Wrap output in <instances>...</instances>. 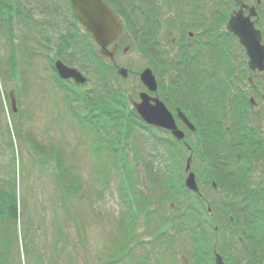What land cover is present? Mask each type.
<instances>
[{"label":"rangeland","instance_id":"rangeland-1","mask_svg":"<svg viewBox=\"0 0 264 264\" xmlns=\"http://www.w3.org/2000/svg\"><path fill=\"white\" fill-rule=\"evenodd\" d=\"M52 1L61 8L54 17L29 0H12L15 8L31 11L36 26L31 33L19 24L16 15L11 17L4 8L0 11V264H214L216 245L226 264H250L235 243L238 229L229 224V206L235 199L214 176L212 158L218 153L228 174L238 180L249 178L251 186L264 188V112L256 117L248 104L249 94L254 92L251 95L264 106V77L253 78L257 85L250 89L248 59L238 45L239 54L233 62L234 51H229L232 66L226 61L212 69L216 60L208 57L206 28L193 15L198 9L206 18V7L212 0H157L162 17L159 47L172 65L156 68L139 49L137 38L126 30L118 43L116 61L129 70L128 79H122L110 67L106 73L101 72L92 56L91 50L96 56L97 49L93 39L65 9L64 0ZM139 1L135 4L144 6ZM4 17L11 18L12 24ZM55 17L63 20L62 24L54 25ZM219 30L225 32L224 23ZM65 32L75 35L78 46L90 53L89 63L80 55L70 58V51L63 46ZM223 42L229 45L230 39L225 37ZM127 47L130 50L125 53ZM70 49L73 53L75 46ZM197 50L204 51L202 58L194 56ZM184 54L192 63L190 78H185L184 69L173 63H179ZM57 59L81 71L88 83L78 86L74 81L59 79L54 68ZM147 67L157 75L159 95L173 114L178 91L185 96L187 79L193 92L201 90L205 94L207 82L216 86V81L227 79L233 70L234 76L229 79L240 84L232 85L228 93L238 86L246 94L244 109L248 115L239 122L244 129L224 136L220 133L219 141L212 145L216 140L208 134L215 127L234 128L235 122L226 124L223 120L222 113L231 107L227 106L226 93L222 95L217 89L215 93L222 99L207 103L211 112L208 121L195 116L191 119L201 134L191 133L177 121L186 135L185 144L168 132L140 124H133L129 138L125 132L120 143L115 142L116 129L108 122L104 124L101 113L75 93L93 91L102 103L105 92L119 89L126 97L118 106L124 119H130V114L137 117L131 103L139 102V94L144 91L139 74ZM11 95L17 98L16 113L11 109ZM196 100L204 108L206 101L201 97ZM214 121L219 124L214 126ZM203 122L211 130L199 127ZM202 134L208 135L209 146L217 149L213 151L207 145L211 161ZM235 143L237 148L230 149ZM110 144L117 151L111 152ZM187 146L192 149L191 170L203 195L199 202L184 186L190 156ZM213 182L217 189L212 187ZM215 227L219 228L217 234Z\"/></svg>","mask_w":264,"mask_h":264},{"label":"trees","instance_id":"trees-1","mask_svg":"<svg viewBox=\"0 0 264 264\" xmlns=\"http://www.w3.org/2000/svg\"><path fill=\"white\" fill-rule=\"evenodd\" d=\"M49 9V8H48ZM61 13L60 9H54L52 13ZM65 14V13H64ZM73 26V25H72ZM147 27V24H136L135 22H128L127 21V29L131 31V33L134 34L135 38H137L139 49L142 50L144 53H148L152 56L154 60L157 62V66L161 63L158 58V45L157 40L149 34H146L145 37H143L144 32L143 31ZM148 30H146V33ZM151 31H149L150 33ZM67 34V32H65ZM73 34H67V37L65 41L63 42V46L65 49H68L70 51V58L76 59L79 55L83 59L85 63L90 62L91 55L89 52H84L83 48H81L79 45L80 41H77V38L74 37ZM77 41V42H76ZM72 46H75V51L70 49ZM93 55L99 62L101 67V72L106 73L108 68L112 69L114 71V68L101 60L97 54L95 56V53L93 50H91ZM63 52V49H62ZM108 67V68H107ZM115 73V71H114ZM108 86V85H107ZM106 88V86H104ZM107 89V88H106ZM106 97L103 98V102H99V97L96 95L95 92L89 91V92H82L75 93V97L79 98L82 102H87L89 107L92 108L95 112L101 113V116L99 118H103V123L108 125L111 124L112 128L116 129V133H118V137L115 139V142L121 141V138L123 137L122 134L125 133L126 138L130 137V134L132 132L131 128L133 127V124L135 125H141V122L136 119L135 117H132L130 114V119H124L123 113L118 109V106H121V98L123 100L126 99L125 95L118 89L114 91L105 92ZM115 98V101L112 99ZM214 126L219 124L217 121L213 122ZM207 122H203V125L199 126L203 129L206 128ZM107 129H110V127H107ZM207 130H210L209 127L206 128ZM214 132L219 135V130L223 129H217L214 128ZM202 132L200 131V134ZM216 136L217 140V135ZM202 137L206 143V139L209 142V137H205V134ZM110 143H113L110 142ZM111 146L109 149L111 152L117 151L115 146L113 144H110ZM115 145V143H114ZM206 144V153L208 154L209 150H207ZM117 157V155H116ZM123 162L122 158H120ZM223 158L216 153L214 156L215 161H222ZM223 166L221 163H217V166L214 167L213 171L216 175H219V169H223ZM222 173V171L220 172ZM223 176L219 175L217 180L220 181L221 185H224L226 187V191L233 196L235 199V202L231 204L230 214L234 220L232 223L231 219L229 218V224L230 226H234V228L238 229V235L236 238L235 243H243V247H245L247 258L250 262V264H264V188H261L262 186L253 187L251 184L248 183L249 178H244L242 180H238L236 177L233 176ZM188 191V190H187ZM198 199V202L200 200L199 197H196ZM203 224H206L203 222ZM215 232V229H214Z\"/></svg>","mask_w":264,"mask_h":264},{"label":"water","instance_id":"water-1","mask_svg":"<svg viewBox=\"0 0 264 264\" xmlns=\"http://www.w3.org/2000/svg\"><path fill=\"white\" fill-rule=\"evenodd\" d=\"M73 12L76 18L87 28L93 35L95 41L101 46L105 55L114 61L116 49L108 52L107 48L122 36L123 23L115 14L113 9L103 3L101 0H70ZM228 30L234 33L241 40L242 45L247 49L250 57L249 66L252 70L264 72V47L261 45V34L254 30L253 24L249 19L243 20L240 15L232 18L228 25ZM57 71L63 80L73 79L78 84H85L86 78L76 69L69 68L61 61L56 63ZM119 73L123 77L128 76L126 69H120ZM141 81L151 91L157 90L156 79L150 69H146L141 74ZM142 102L136 104V110L141 118L152 126H157L172 131L173 135L180 139L184 138V134L177 129L173 115L166 107L156 99V105H151L150 99L146 94L141 95ZM182 120L193 130L195 128L181 114ZM191 158L187 164V171L190 170ZM186 186L195 192H199L196 177L191 173L186 180ZM215 264H224L221 256L216 255Z\"/></svg>","mask_w":264,"mask_h":264},{"label":"flooded vegetation","instance_id":"flooded-vegetation-1","mask_svg":"<svg viewBox=\"0 0 264 264\" xmlns=\"http://www.w3.org/2000/svg\"><path fill=\"white\" fill-rule=\"evenodd\" d=\"M106 5L110 6L112 9L115 10V12L121 17H127L128 15H134L138 13V9L135 7H141L143 9L145 19L150 22H157L160 18V10H159V1L154 0L155 3H152V7H150L151 2L149 0H146L147 2H143V5L135 4V0H101ZM68 7H70V4L68 2ZM206 14L208 15V23L212 26L211 30L212 32L209 33L211 37H228L230 39L229 46L230 48L234 49L235 46L239 45V40L234 35L230 34L226 31V27L228 22L230 21L231 17L234 13L240 11V13L243 15V20L249 18L251 22L254 23L255 28L259 29L262 32V35L264 37V0H212L210 2V5L206 7ZM224 23L225 32L221 34V32L216 33L215 31L219 30V27L221 24ZM220 31V30H219ZM241 48V47H240ZM243 49V48H242ZM239 50V49H235ZM235 55V54H234ZM209 57V55H208ZM188 84V88L184 92L185 96L182 97V94H180V90L177 93V99L179 100L177 102V107L175 108L177 111L180 109L185 113V115L189 118V120L193 119L194 116L197 118H204L208 119L210 116V108L206 104L204 109L201 108V106H197L194 102L193 95L191 90V82H186ZM207 88L209 89L212 85V82H207ZM240 84V83H233L229 82L227 84L228 88H231L232 85ZM257 83L255 81L249 82L250 89L255 88ZM236 91L232 92V96L235 97L232 101V98H229L227 106L231 107V110L224 112L223 119L226 121L233 120L235 118H245L248 113L245 111V99L246 94L241 91L240 88L237 86ZM248 90V89H247ZM245 91V90H244ZM254 93V92H252ZM251 93V94H252ZM250 95V98L255 97L253 95ZM152 97H155L156 95H151ZM249 98V99H250ZM263 104H264V97L262 98ZM256 101V100H255ZM257 107L253 108L250 105L251 110H254V115L256 117H262L264 112V106L261 107L259 103L256 101ZM261 107V108H260ZM263 119V118H261ZM179 121V120H178ZM179 123L184 127V125L179 121ZM230 131L228 128L227 132ZM262 135V134H261Z\"/></svg>","mask_w":264,"mask_h":264}]
</instances>
